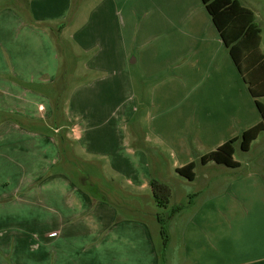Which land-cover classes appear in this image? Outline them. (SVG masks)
I'll return each instance as SVG.
<instances>
[{
  "label": "crops",
  "instance_id": "obj_1",
  "mask_svg": "<svg viewBox=\"0 0 264 264\" xmlns=\"http://www.w3.org/2000/svg\"><path fill=\"white\" fill-rule=\"evenodd\" d=\"M239 1L264 8V0ZM7 2L0 0V264H164L155 232L158 225L163 235L162 214L149 222L124 215L120 204L136 214L140 205L161 208L151 181L167 183L166 156L175 172L194 162L195 182L190 137L199 149H217L236 137L227 126L243 123V132L261 121L202 0ZM60 44L70 59L79 56L74 46L87 56L64 133L62 124L49 127L53 90L38 89L62 73ZM167 74L136 119L135 80L147 91L145 81ZM238 163L200 161L208 172L226 167V178L207 173L205 189L187 195L193 213L183 206L162 219L180 225L188 264H264V154L259 166Z\"/></svg>",
  "mask_w": 264,
  "mask_h": 264
},
{
  "label": "rangeland",
  "instance_id": "obj_2",
  "mask_svg": "<svg viewBox=\"0 0 264 264\" xmlns=\"http://www.w3.org/2000/svg\"><path fill=\"white\" fill-rule=\"evenodd\" d=\"M11 3H14L15 5ZM23 3H24L23 0H8L6 4L12 5V6H18V5H22ZM15 9L23 13V9L25 10L26 8H15ZM252 10L254 12H257L259 16V22L264 27V8H253ZM75 12H76L75 16H77V18L79 16L82 17L84 14L83 12H79V11H75ZM77 21L78 20L75 21V24L77 23ZM75 29L76 28H71L69 32L71 33ZM63 48L64 47L61 45V52H60L61 65L59 66V69L62 68V73H60L61 71L60 69L58 70V74L54 76L53 82L51 83L43 82L41 86L38 85L39 90H44V91L53 90L52 92L55 97V100H54L55 106H53L55 117L52 121L53 124H50L49 127L53 128V127H56L55 125L62 124L61 127L63 128L60 130V133H64L68 130L67 125L64 124L66 121L67 112H68L67 106H68L69 99H70L73 89L77 88V86L84 80V76L82 74L83 72L82 65H83L84 59L85 60L87 59V56L84 54L85 56L83 57V55L80 53V51L77 49L76 46H74L75 52L79 54L76 60L75 58L70 59L69 56L63 51ZM62 53H64L63 55L65 56H63ZM64 57L67 58V62H65L66 60L63 59ZM50 75L51 74H48L45 77L48 79ZM171 77L172 76L170 74H167L165 77H160V78H156L153 80L151 79L149 80V82L145 81V83L147 84L146 87L148 88L147 91L145 90V87L142 85V83H139L137 80H135L134 84H135V90H136V98L138 101V105L140 107L139 113L135 115L136 119L144 118V113L148 111V104L151 100V97L156 95V93L154 92L155 87L161 82L167 81ZM260 101L264 104V99ZM19 121H21V119H19ZM242 125L243 123H240V124L236 123L234 125H229L227 126V128H225V132L226 133L229 132V134H231L232 137L233 135H236V137L238 136L240 138L241 134L243 133L241 130ZM29 127H34L37 130L39 128L42 130L44 126L34 124ZM170 127H172L170 133H174L175 132L174 128L176 127L175 124L171 125ZM148 129L150 130L151 126L147 124L144 126V130L147 131ZM188 143L192 147L191 149L192 154H193V157L196 159V163L198 165V169H197L198 180L195 182H190L178 176L174 168L172 167L173 158L171 159V157L169 158V156H166L167 162H165L164 167L161 169V173L165 181L169 183V185H171V187L173 188V199H171L172 201L169 204L171 206H168L167 209L158 208L157 209L158 211H157L155 208L151 206H147L146 204L140 205V208L137 211L138 214H136L135 212L124 210L123 206L120 204V209L124 215H127V216H132V215L137 216L138 215V217H141L149 222H152L157 212L162 214V216L165 218L173 217V214L176 213L174 212L176 209L175 207L180 208L183 206H185L187 209L185 211V214L189 215L190 213H193L196 206L195 204L193 206H189L187 195L192 194V193H198L205 189L203 177L207 176V173L208 175L212 173V176H214V178H218V180H222L226 178V175H227V171L225 169L226 167L220 166L219 167L220 169L218 167H215L214 169L211 170V172L210 171L208 172L207 170H205L203 167L200 166L201 165L200 161L197 160L198 158H201L204 154H206L208 151L215 150L216 148L213 149V148H209L211 146H207V149L205 148L199 149L195 145L192 137L189 138ZM235 148H236L235 159L241 163L243 169L246 168L247 163H252L254 166H259L261 163V156L264 154V133H262L259 136V139L253 144L250 153L244 152L241 150L240 141L236 143ZM73 174L75 177H78V175L75 172ZM94 176L102 180L100 175L96 174ZM106 176L108 177L109 174H106ZM221 189H222V186H218V190L220 191ZM93 191H96V190H93ZM191 199L195 201L196 197L194 196ZM158 217L159 219L161 218L163 219V217L161 216H158ZM183 217H186V216L183 215ZM166 221L167 222H164L162 225L161 220H160V224L162 225V228L164 229L165 235L161 234V227H158V225L155 231L156 232V242L158 246L160 247V249L164 251L163 252L165 256L164 264H188L185 260V253L182 248L180 225L178 226L176 221H172L171 223L168 222V219Z\"/></svg>",
  "mask_w": 264,
  "mask_h": 264
},
{
  "label": "trees",
  "instance_id": "obj_3",
  "mask_svg": "<svg viewBox=\"0 0 264 264\" xmlns=\"http://www.w3.org/2000/svg\"><path fill=\"white\" fill-rule=\"evenodd\" d=\"M208 11L220 38L227 48L243 82L255 101L261 116V121L243 131L241 137H235L217 149L203 155L201 164L214 163L229 168L239 167L235 161V145L240 141V148L248 152L253 142L264 133V52L261 49L262 30L257 17L250 8L239 0H202ZM65 141L62 140V143ZM65 151V150H63ZM196 165L191 162L177 168L176 173L188 181H194ZM151 190L156 205L166 208L173 197L171 186L157 178H152ZM180 208H176L178 212ZM163 225V220L161 219ZM163 235L164 229L162 228ZM164 251L160 249V256L165 260Z\"/></svg>",
  "mask_w": 264,
  "mask_h": 264
}]
</instances>
